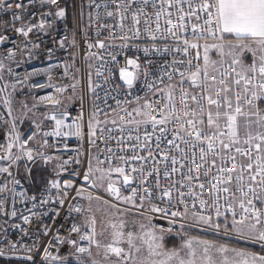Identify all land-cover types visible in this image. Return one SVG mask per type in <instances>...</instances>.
Instances as JSON below:
<instances>
[{
	"label": "snow or ice",
	"instance_id": "snow-or-ice-1",
	"mask_svg": "<svg viewBox=\"0 0 264 264\" xmlns=\"http://www.w3.org/2000/svg\"><path fill=\"white\" fill-rule=\"evenodd\" d=\"M111 3L116 5L115 10H109L108 3L96 4L95 7L97 9L103 7L107 17L118 16L117 27L120 29L118 38L125 41L121 48L128 46L127 40L140 37L142 20L144 31L153 41L162 37L164 32L178 40V33L187 31L186 17H195L199 21L201 12L205 14L204 22L207 25L203 27L194 24L192 33L195 39L185 38L183 47L160 48L153 44L141 48L135 45L137 51H142L143 58L139 55L126 56L125 63L120 65L116 56L113 55L114 67L108 69V77L113 75V70H118L119 80L129 90L136 87L137 82L143 77V85L150 92L156 90L164 93V98L168 101L164 107L169 111L164 113L161 119H156L153 113L159 109L153 102L145 101L139 107L129 110L121 107V102L117 100V108L124 113L119 117L123 125L119 131L123 133L125 127L131 126L128 139L132 140L131 132H139L143 126L145 135L141 152L146 149L147 155L133 154L119 157L126 166L130 161L139 162L130 167H113L111 158L106 157V160H101L99 155L94 157L96 161L94 167L93 157L89 156L83 181L90 187H97L98 182L107 181L108 194L115 200L136 208L138 214L147 223L139 225V233L131 231L125 233L124 221L118 223L110 221L108 227L112 229L113 242L101 245L96 239L95 215L85 216L86 211L88 213L93 211L91 202L99 201L101 198L93 196L83 186L76 187L70 178L60 179L69 171L73 163L76 165L82 163L79 156L83 153L77 149L74 158L61 160L58 156L45 155L43 151L28 148V141L35 140L36 136L41 134L42 124L36 120L33 121V126L37 131L30 134L26 140H22L20 133L17 132L15 120L11 122L5 149V158L9 164L7 167L0 166V174H7L10 179L0 184V213L12 220L18 217L22 224H11L9 220H5L4 223L19 229L21 240L27 237L31 241L29 245L23 246L25 252L42 251L40 264H100L93 259L91 251L93 245L98 250L103 247L104 264H264V254L247 248L230 247L227 243H221L215 239L189 235L187 231L190 227L205 226L201 228L202 231L211 230L216 235L228 236L229 233H234L241 240L259 244L264 252V207H257L255 203L258 200L261 205H264V109L260 107V104L264 102V0H160L159 5L156 0H111ZM37 5L39 8L55 5L58 10L54 13L50 10L32 12L31 8ZM185 5H187V11ZM149 6L152 9L151 13L147 11ZM173 8L179 13L177 16L179 28L176 30L173 29L174 21L171 11ZM129 9L131 11H128ZM0 12L11 13L9 21L0 22V29L5 32L10 30L23 38L20 41L11 40L9 35L0 32V46L9 42L15 46V48L4 49L7 55L0 59V81H3L5 71L9 76L16 75L13 68L6 65L4 61H11L19 67L24 61L18 60V55L27 54L28 59L38 55L43 42L42 37L48 36L50 30L55 27V20L49 21L47 18L54 15L62 20L65 17V10L58 6V0H11V2L0 0ZM162 17L167 25L163 31ZM96 19H100L99 12ZM129 19L131 24L127 26V31L131 33V36L126 37L124 22ZM153 25H155V32L152 30ZM101 27H108V25L102 24ZM30 34L35 39L31 38ZM65 39L67 37L59 41L53 38V42H58L59 47L64 48ZM209 40L213 43H208ZM199 41L204 43L201 44ZM72 43L75 44V41L73 40ZM93 46L88 44L90 49ZM96 46L100 49L105 48L103 41H98ZM201 48L203 49L202 63L193 64L191 58L183 60L176 56L172 57L171 64L153 59V57L165 56L173 52H182L187 57L190 49H196L195 59L200 61ZM213 51L218 57L215 60L210 55ZM47 52L48 59H52L53 50L48 49ZM106 65L107 62L97 68L98 77L104 76L101 69ZM177 65L184 67H177ZM55 67L58 65H51L39 73H25L14 83H4L0 86V93H7L3 104L11 115L12 94L17 91L18 84L21 90L24 86H27L29 90L36 87L53 88L59 95L39 98V103L58 109L42 114L43 120L52 121L54 126L51 131L42 133L45 139L41 143V148L49 147L47 137H62L65 140L75 137L83 146L84 113L81 111L71 120V123L67 122L69 113L66 109H60L63 103L60 97L67 91V86L52 83V69ZM67 74V66H65V75ZM174 74L180 78L178 84L172 83ZM37 75H45L48 83H27ZM165 78L168 80L166 88H157L158 84L165 82ZM185 81H188L193 88L200 89L203 95L190 96L184 89ZM104 83H108L107 78ZM9 87L12 89L10 93ZM70 87L75 91V84ZM177 87L182 92L183 118L175 115L174 100ZM98 88H102L100 83L93 86L89 80L91 92L96 93ZM128 94L131 95V91ZM97 98L99 99L98 93ZM33 99L35 100V97ZM67 99L72 100V97L69 96ZM189 99L196 105L195 108L189 106ZM135 100L139 103L141 97L136 96ZM104 103L107 104V94ZM124 103L128 104L132 101L125 100ZM21 104L22 107L28 108L23 101ZM36 107L37 104L34 103L28 110L32 111ZM101 111L103 109H99L94 104V109L86 122L90 147L99 148L98 140L100 139H112L110 135L105 136V128L100 127L102 123H109L108 120L101 121L98 118ZM173 116L179 127L172 130L171 139H168L166 133L169 130L166 125ZM111 123L115 125L117 121L113 119ZM149 125L153 133L157 130L160 133L156 136V153L153 152L149 143L151 139L147 131ZM241 129L244 131L243 140H241ZM111 131V128L107 129L108 133ZM98 132L100 136L97 135ZM135 140L137 145L141 144L139 135L135 137ZM14 147H18L19 154L13 155ZM111 151L112 149L108 148V152ZM237 155L247 157V161H238ZM25 157L30 162H35L38 157L45 166L54 160L58 161L51 169V177L45 178L43 186L38 191L34 189L31 194L21 180L10 171L13 164ZM217 160L220 162L219 165ZM106 161L108 167H100ZM146 161H151L152 166L145 168ZM161 164L164 165L162 169L159 167ZM25 171L29 174L27 180L31 184L32 170L27 164H25ZM246 171L249 173L248 184H245ZM133 174H139L144 179H141L136 187L131 188V195L122 196L120 187L116 185L122 184L125 187L132 185L137 179V176ZM177 174L178 179L175 178ZM70 175L78 177L80 172L73 169ZM153 177L155 179H152ZM257 177L260 178L259 183H257ZM161 178L168 183L162 186ZM233 181L234 184H232ZM230 184H232L231 187H229ZM17 187L21 191L18 192ZM72 190H75V196L71 195ZM205 192H209L210 195L205 196ZM9 197L13 207L10 212H7L5 204ZM77 198L88 200L89 207L85 209L79 203L68 202ZM222 200L223 203H221ZM66 202H68L67 205ZM17 203L24 205L23 209L18 210L15 207ZM104 203L107 204L108 201ZM111 207L115 208L116 205L113 204ZM61 212H64L63 217ZM152 214H156V217ZM79 216L84 217L83 227L87 231L81 232V225L76 222ZM154 218L166 221L168 227L158 228L152 223ZM61 219L63 223H58ZM189 220L190 224L183 223ZM4 231L7 233V229ZM173 234L180 237V243L178 246L168 247L165 237ZM73 235H77L78 239H73ZM82 241H87V245H82L80 243ZM121 242L127 244V250L120 246ZM20 245L21 241L9 242L11 249H17ZM63 248H66V251L61 254ZM0 255H3L2 250ZM113 256L116 257L115 261L111 259ZM27 259L33 260V257L28 255Z\"/></svg>",
	"mask_w": 264,
	"mask_h": 264
},
{
	"label": "built area",
	"instance_id": "built-area-1",
	"mask_svg": "<svg viewBox=\"0 0 264 264\" xmlns=\"http://www.w3.org/2000/svg\"><path fill=\"white\" fill-rule=\"evenodd\" d=\"M11 2V0H10ZM157 5H159L160 0H156ZM109 4V10H115L116 5L111 3V0H58V6L60 8H63L65 10V17L61 19H57L54 15L48 17L49 21L55 20V27L54 29L50 30V34L48 36H43L41 43V50L39 51V54L36 55L32 59L27 58V54L24 56H17L18 60H23L24 63H22L19 67L16 66L15 63L11 61L5 60L4 63L6 65H10L15 74L14 76H9L7 74L8 79L11 83H14L17 79L23 77L25 73L29 72H43L44 69L49 68L51 65H58V67H55L52 69V83L58 86H67V91L63 93V95L60 97L63 101V103L60 105V109H66L69 113V120L68 123H71V120L75 118L81 111L84 113V132L85 136L83 139V146H81V142L75 138V137H69L68 139H64L62 137H47L49 141V147L47 148H41V143L43 139H45L42 135L44 131H51L53 128V122L43 120L42 114L45 112H51V111H57L58 109L53 108L50 105H45L44 103H39V98L41 96H47V95H59L55 92L53 88H29L27 86H24L21 90V86L18 84L17 88L23 92L25 95H28L31 104L34 103L37 104V107L35 110V120L37 122H40L42 124L40 135L36 136L35 140L28 141L27 147L34 149V150H40L43 151L45 155L50 156H58L61 160L63 159H72L75 157V150L79 149L82 155L79 156V159L81 160V164L76 165L72 164L69 167V171L67 173H64L60 179H72L75 183L76 187H85L88 189V192H91L93 196H99L102 201H108L110 204H115L117 207L126 210L127 212H130L132 214H138V210L136 208H133L129 204L121 203L120 201L115 200L112 196L108 194V192H101L97 187H90L89 185L85 184L83 181V173L87 171V163L89 156L94 157L99 155L101 160H106V157L111 158V164L113 167L116 166H124V167H130L131 165H136L139 162L138 161H130L129 165H124L123 162L119 159L121 156H131L133 154H142L147 155V150L145 149L143 152H141L142 142L145 135V129L142 126L140 128L139 132L132 131L131 135L133 137L132 140L128 139V133L129 128L131 126L125 127V130L123 133L119 131V128L122 127V123L119 119L120 116L124 115L123 112H120L117 108V100L121 102V107L128 108L131 110L134 107H139L140 104H143L145 101L153 102L154 105L159 109L158 111H154V115L156 119H161L164 115V113L168 112L169 109L165 108L164 105L168 103V101L164 98V93L153 90L149 91L146 87L143 85V77H141V80L137 82L136 87L129 90L126 86H123V82L119 80V74L118 70H113V75L111 77H108V69L113 68L112 64V56L115 55L117 61L120 65H123L125 63V57H135L136 55L141 56L143 58L142 51H137V49L134 47L135 45H139L141 48L144 46H150L155 44L157 47L163 48L164 46H169L172 48H175L177 46L183 47V40L185 38L189 40H194V36L192 33V26L194 24H199L203 27H207V25L204 22V13H199L201 16V19L199 21L196 20L195 17L188 18L186 17V26L187 31L186 32H179L178 36L179 39H174L171 34L164 32L163 36L158 38L157 40L153 41L150 39L148 34L144 31V24L143 20L140 25L141 34L138 39H129L127 40V47L121 48V45L125 43V41L120 40L118 37L120 35V29L117 27V24L119 23L118 16L113 17H107L105 15V9L101 7L100 9H97L95 7L96 4ZM84 6V9L86 11V28L83 30L82 26V16H81V7ZM185 10L187 11V5L184 6ZM71 9L72 13L70 14L69 9ZM52 11L53 13L58 10L57 6L55 5H45L43 8L33 7L31 8L32 12L40 11ZM128 11H131L129 9ZM148 12H152L151 7L147 9ZM173 12L172 19L174 21L173 23V29L176 30L179 28V21L177 20V16L179 13L176 12L175 8L171 9ZM97 12H99L100 19L97 20ZM0 19H2V22L9 21L11 19V13H3L0 12ZM154 19V17H153ZM35 22V21H34ZM125 29H124V35L126 37L131 36V33L127 31V26L131 24L130 19L126 20L125 22ZM102 24L108 25V27H101ZM167 25L164 23V18H161V29L163 31L164 28H166ZM153 32H155V25H153L152 28ZM4 34L9 35L11 40H17L20 41L23 38L18 37L14 32L9 31H3ZM30 37L35 39L33 35L30 34ZM65 39V47L60 48L58 42H53V38H55V41H59L61 39ZM75 41V44L72 43V41ZM98 41H103L105 44L104 49H100L97 45ZM211 41V40H209ZM39 42V41H38ZM204 41H199V43ZM88 44H93L94 46L90 49L88 47ZM6 48H15V46L9 42L6 43L3 46H0V59L3 58V56H6L7 53L4 51ZM48 49H52V59H48ZM196 49H190L189 56H184V54L181 53H170L165 56H156L153 57V59H157L163 62H166L168 64H171L172 57L176 56L178 59L187 60L191 58L193 60V64L200 62L202 63V60L197 61L195 59L196 57ZM90 61L91 65V82L92 85L95 86L97 83H100L102 85V88L96 89V93L90 92V95L87 96L86 94V88H85V68H86V60ZM107 62V65L105 68L101 69V71L104 72L103 77H98L96 75L97 68L105 64ZM65 66H67V75H65ZM177 67L183 68V65H177ZM7 73V71H6ZM105 78L108 79V83H104ZM179 76L174 74L172 83L179 82ZM28 84H35V83H48L47 77L45 75H37L33 76L31 80L27 82ZM168 83L167 78H165V82L163 84H158L157 88H166ZM72 84L76 85L75 91L70 87ZM119 85V87H117ZM184 89L188 91L189 95H203V92L200 89L193 88L190 83L186 82L184 83ZM129 91H131V95H129ZM97 93L99 94V99L97 98ZM107 94V104L104 103L105 95ZM71 96L72 100L67 99V97ZM140 96L141 100L139 103L136 102L135 97ZM35 97V100L33 99ZM81 98L83 100V106L81 107ZM182 98V92L179 87H177L175 91V108L176 113L175 115H179L183 118L184 116V107L181 101ZM3 99L0 98V166L7 167L9 164V161L5 158L6 157V146L8 143L7 135L11 128V122L13 121V118L8 113V108L3 104ZM132 101V103L125 104L124 101ZM94 104L98 106L99 109H103V111L99 112L98 118L101 121L108 120V124H101L100 127L105 128V136L110 135L112 139H100L98 140L99 148L96 147H90L88 144V137H87V127L86 122L91 114V112L94 109ZM264 105V102L260 104ZM189 106L192 108H195L196 105L189 99ZM150 111H152L150 109ZM107 113V115H105ZM115 119L117 123L113 125L111 123V120ZM139 119V117H137ZM16 124V123H15ZM168 128V133H166V136L168 139H171V132L173 129H176L179 127V125L175 122V117H171L170 122L166 125ZM111 128V133L107 132V129ZM17 130V125H16ZM37 130L33 126V121L28 124L26 129L23 131L17 132L20 133L21 139L26 140L27 137L32 134L33 132H36ZM148 134L150 135V146L152 147V150L154 153L157 152L155 148V141L156 136L160 135L159 131L157 130L155 133L152 132L151 125L148 126ZM98 136L101 134L98 132ZM139 135L141 137V144L137 145V142L135 140V137ZM244 138L241 137V140ZM118 141H120L118 143ZM54 145V147H53ZM66 146V147H65ZM243 147H248L247 145H241ZM108 148H111L112 151L108 152ZM198 151V150H197ZM13 155L19 154L18 147H14L12 149ZM178 155V153H176ZM233 154L234 149H233ZM252 155H255V151H252ZM157 159H159V156H157ZM209 160H211V157H209ZM238 161H247V157L239 156L237 155ZM95 161V159H94ZM58 161H52L48 166V172L49 176L51 177V169L52 167L57 163ZM37 163H44L42 160H40L38 157L35 160V162L27 161L26 157L21 159L20 161H17L13 166L10 168V171L15 175L18 179L21 180V183L24 185L25 188L29 189L28 186H31L33 184V179L31 180V184L27 180V176L29 175L25 171V164L28 165V167L33 169V167ZM96 163V161H95ZM219 160H217V164L219 165ZM254 164V161H253ZM151 161H146L144 163L145 168L151 167ZM100 167L107 168L108 162L106 161L103 165H100ZM161 169L164 167L163 164L159 165ZM255 167V164H254ZM22 170V177H20V170ZM75 169L80 172V175L77 176H71V171ZM215 171V169H213ZM137 176L136 181L130 185V186H123L122 184H117V187H120L122 196H128L131 195V188L136 187L141 179H144L143 177L139 176V174H133ZM248 175L249 173L245 172V184H248ZM31 178H32V171H31ZM115 174H113V179H115ZM176 179L179 178V175L175 177ZM7 179H10L7 174H0V184H3V182ZM122 179V178H121ZM152 179H155L153 177ZM260 182V178L257 177V183ZM168 182L163 180L161 178V185H165ZM235 182L233 181L232 184ZM232 184L229 185V187L232 186ZM11 187V185H9ZM107 187V186H106ZM17 191H21L19 187H17ZM29 191V190H28ZM31 194V192H29ZM72 196H75V190H72L71 192ZM205 196H209V192L204 193ZM224 195V194H221ZM94 201V200H93ZM91 202V207L92 203ZM72 203H79L83 208L87 209L89 207V201L88 200H82L77 198L74 201H68ZM66 202V205L67 203ZM224 201L222 200L221 203ZM257 207H264V205H261L260 201H255ZM12 203H11V197H9V200L5 204V211L10 212L12 210ZM15 207L18 210L23 209L24 205L17 203ZM183 208V206H181ZM66 211V207H65ZM26 214V213H25ZM91 213L85 212V216L91 215ZM64 212H61V217H63ZM77 215V214H73ZM154 217H156V214H152ZM140 216V215H139ZM83 216H79L77 219V223L81 225V232L87 231L86 228L83 227ZM239 218V217H237ZM9 220L11 224H22V221L17 217L16 219L12 220L10 217L4 215L3 213H0V250L3 251V255H0V259H7L12 261H19V262H26L29 264H40V257L42 255L41 252H32L27 253L23 250L24 245H29L31 241L24 237L21 240V233L19 232V229L9 227L8 224H5L4 221ZM58 223H63V220H59ZM152 223L157 225L159 227H168V224L166 221L161 220L159 218H154L152 220ZM186 225L190 224L191 221H183ZM231 223V216L229 214V224ZM27 227V226H25ZM67 227V226H66ZM176 227H179V222L177 223ZM205 226L200 227H190L187 228V230H194V231H201L202 233L206 234L207 236H212L218 239H224L229 241H237L239 242V238L236 237V235L233 233H229L228 236H225L223 234L216 235L211 230H201V228H204ZM4 229H7V233H5ZM173 234L172 236H174ZM73 239H78L77 235H73ZM47 239V238H44ZM15 241H21V245L17 247V249H11L9 247V242H15ZM244 241V240H243ZM82 245L86 246L87 241L80 242ZM247 244L253 246L254 248H258L261 250L259 244H252L250 242H246ZM66 251V248L61 249V254H63ZM31 255L33 257V260H28L27 256Z\"/></svg>",
	"mask_w": 264,
	"mask_h": 264
},
{
	"label": "rangeland",
	"instance_id": "rangeland-1",
	"mask_svg": "<svg viewBox=\"0 0 264 264\" xmlns=\"http://www.w3.org/2000/svg\"><path fill=\"white\" fill-rule=\"evenodd\" d=\"M69 9L70 14L72 13L71 9ZM81 16H82V26H83V30H85L86 28V11L85 9H82L81 11ZM204 42H202L201 44H203ZM208 43H213V41H208ZM200 56H201V60L203 57V49L201 48L200 50ZM212 59H217L218 57L216 56L215 52H211L210 53ZM91 67H90V61L87 59L86 60V68H85V88H86V94L87 96L90 95V90H89V80H91ZM234 75V73H233ZM188 82V81H186ZM4 83H9L11 84L10 80L7 77V73L5 71L4 73V80L0 81V86H2ZM189 83V82H188ZM8 92H12V89L9 87ZM7 95V93H0V98H4ZM13 98H12V104H11V108H12V113L11 116L13 118V120H15V123L17 125V130L19 132H21V126H23L24 124H29L30 122L35 120V116H33V112H35L34 109H32V111H29L28 109L32 108V104L30 102V99L28 97V95H25L23 92H21L18 88L17 91L15 93L12 94ZM24 102L28 105V108H24L22 107L21 102ZM214 110V108H213ZM36 115V114H35ZM241 137L244 138V131L243 129H241ZM93 166H96V163L94 161V159L92 160ZM42 168L44 172H47V168L48 166H45L44 163H39L38 166H34L32 169V177L33 180L37 181L40 177L38 175V173H35V171L37 169ZM20 170V177H22V170ZM99 175V174H97ZM106 186H107V181H103L102 183L98 182V186L97 188L101 191V192H106ZM109 202L107 204L104 203V201L102 200H94L92 203V214L91 215H95L96 218V232H97V236L96 239L100 242L101 245H107L113 242V236H112V229L110 227H108L109 222H113V223H118L119 221H124L125 222V228L123 229V231L125 233L131 231V232H135V233H139L140 232V228L139 225L141 224L140 220L138 219V217H135L129 213H127L126 210L121 209L119 207H115L112 208ZM84 223V218H83V222ZM189 235H193V236H199L201 238H205L203 235L207 236L206 234L202 233L201 231H194V230H187ZM233 234V233H232ZM165 241L167 243L168 247H173L178 246L180 243V237L179 236H166L165 237ZM239 242L243 243L244 245H249L246 243V241H243L241 239H239ZM121 247L125 248V250H127V244L124 242H121L120 244ZM251 246V245H249ZM253 247V246H251ZM92 253H93V257L94 255L97 256V261L100 262V264H104V260H103V252L104 249L103 247L101 249H97L95 247V245L92 246L91 249ZM99 253V254H97ZM94 259V258H93ZM111 259L113 261L116 260V257H111ZM6 261H12V260H7V259H3Z\"/></svg>",
	"mask_w": 264,
	"mask_h": 264
},
{
	"label": "trees",
	"instance_id": "trees-1",
	"mask_svg": "<svg viewBox=\"0 0 264 264\" xmlns=\"http://www.w3.org/2000/svg\"><path fill=\"white\" fill-rule=\"evenodd\" d=\"M84 9V6L81 7V10ZM0 22H2V19H0ZM4 30L3 29H0V32H3ZM28 125L27 124H24L23 126H21V131H23L24 129H26ZM39 163H37L35 166H38ZM47 172H44L42 168L39 167V169H37L35 171V173H38L39 175V179L37 181L33 180V184L31 186H28V190L29 192H33V190H39L42 186H43V183L45 182V178L47 177H50L49 176V172H48V168L46 169ZM33 179V177H32ZM206 239H215L219 242H223V243H227L229 246L231 247H241V248H247L248 250H251V251H255V252H258L260 251L261 253L264 254V252H262V250H259L258 248H254V247H251L249 245H244L243 243L241 242H237V241H229V240H224V239H218V238H215V237H212V236H205L203 235ZM12 263V261H6V260H3V259H0V264H10Z\"/></svg>",
	"mask_w": 264,
	"mask_h": 264
},
{
	"label": "crops",
	"instance_id": "crops-1",
	"mask_svg": "<svg viewBox=\"0 0 264 264\" xmlns=\"http://www.w3.org/2000/svg\"><path fill=\"white\" fill-rule=\"evenodd\" d=\"M201 43H202V42H201ZM249 61H250V58H249ZM260 107H261L262 109H264V105H261ZM127 213H129V214H131V215H133V216H135V217H138V219L140 220L141 223H147V221L144 220L143 217H141V216H139V215H136V214H132V213H130V212H127ZM205 239H206V238H205ZM221 243H223V242H221ZM230 247H231V246H230ZM250 251H251V250H250ZM254 252H255V251H254ZM257 253H261V252L258 251ZM261 254H263V253H261ZM93 258L97 260V256L94 255ZM10 264H29V263H26V262H19V261H12V263H10Z\"/></svg>",
	"mask_w": 264,
	"mask_h": 264
}]
</instances>
